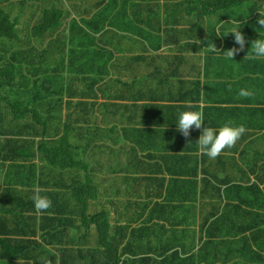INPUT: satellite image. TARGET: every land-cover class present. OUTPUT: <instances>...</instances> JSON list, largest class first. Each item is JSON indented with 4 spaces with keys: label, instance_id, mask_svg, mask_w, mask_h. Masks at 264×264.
<instances>
[{
    "label": "trees",
    "instance_id": "obj_1",
    "mask_svg": "<svg viewBox=\"0 0 264 264\" xmlns=\"http://www.w3.org/2000/svg\"><path fill=\"white\" fill-rule=\"evenodd\" d=\"M138 1L0 0V111L7 114L4 121L0 120L6 125L1 128L0 124V132L8 136L6 144L15 143L11 147L10 157L21 158H17L9 166V170L0 169L1 175H7L6 187L2 186L0 180V202L11 206L4 210L1 219L7 220L6 215L11 213L12 207L27 209L29 212L30 209L35 210L31 199L34 190L23 189L25 186L32 188L38 185L40 194L52 201V207L43 214L40 231L45 237L46 227L50 230L51 226L56 227L54 240L38 249L35 262L31 264H131L130 258L125 257L126 253L135 251V246L142 252L148 250L143 245H132L138 240L136 234L141 236L144 232V225L141 224L136 229V224L145 216L149 207V202L144 205L133 202V195L140 194L143 197L145 194V188L136 178L128 180V175L133 172L128 167L136 163V157L125 144L119 147H114L113 144L117 145L125 138H137L143 134V131L129 124L135 114L148 113L161 117L168 115L162 102L169 100L178 90L176 74L171 72L174 69L168 71L165 80L157 82L156 87L148 90L128 88V93L120 98L131 99L132 104H115L113 100L116 94L110 89L109 103L100 104L95 99L101 91L99 83L103 79L102 73L105 74L104 65L109 60L103 49L104 38L100 34L103 26L100 25L121 22L128 11L135 17L134 21H139L137 17H140L144 6L141 7ZM203 8L208 15L212 14L209 3L206 2ZM260 10H264V0H240L231 15H235L240 22L236 26V22H233V26L240 29L249 41L245 51L236 54L234 59H227L223 52H218L219 56L215 59L207 58L206 66L202 64L201 57V66H193L186 74L189 77L179 78L180 83L185 87L198 84L194 78L196 73L200 74L202 65L208 72H213L214 69L210 70L213 64L218 71L222 70L218 76L230 77L233 82L237 81L245 89L254 92L251 98L240 97L242 101L264 105V58L244 59L251 48V41L264 38V29L257 23ZM214 43L221 51L239 47L234 44L233 35L223 41L218 39V43ZM13 69L14 74L7 77L8 72ZM187 70L188 68L183 72ZM31 76L33 84H29L30 90L27 93L31 95L35 90L33 98L45 110V115L54 111L52 120L45 123V118L38 113H34L36 118L31 113L26 115V131L35 132L43 126L44 134L51 136L50 147L43 149L41 142H27L26 135L20 134L18 128H13V123L18 126L17 119L8 117L15 110L25 109L29 112L25 103L13 101V93L8 89L29 82ZM129 80L130 77L126 76L119 83ZM253 83H261L263 87H259V84L252 86ZM84 92L88 95L86 101L81 96ZM66 93L75 96L76 100L66 99ZM177 96L181 97L180 92ZM202 99L206 103L212 101L210 92L203 94ZM148 123L133 122V125L145 126ZM259 131L262 141L249 144L240 154V158H234L231 164L233 169L242 171L248 150L251 153L248 168L252 186L248 188V192L252 195L251 205L255 207L262 205L261 201H264V177L253 178L254 171L258 168L257 161L253 162L255 154L264 150V133L261 127ZM152 134L155 135L156 132L153 131ZM17 137L22 138V141L20 138L16 139ZM6 144L0 143V147L4 148ZM111 156L125 159L127 166L121 169L122 177L117 175L119 166L112 167V159L108 158ZM37 157L40 159L38 163L34 161ZM199 157L200 154L197 159ZM87 172L95 175L99 188L94 185L95 193L91 194L95 195L88 196L84 206L82 199L87 192H92L80 178L86 177ZM30 179L32 180L28 183ZM102 180L104 185H101ZM230 189L243 192L241 185L232 186ZM240 201L244 203L242 196ZM83 206L85 209L88 206L95 217L100 218L97 226L101 234L96 229L97 235L93 236L91 225L73 218L76 211ZM254 213L253 211L248 216V225L261 229L264 223L260 224L259 221L264 222V217ZM155 215V211L151 212L149 220ZM3 221L1 224H5ZM26 225L29 229L33 228L29 218ZM25 230L28 233L36 231ZM169 231L168 238L160 241L170 238L169 243L163 246L165 250L157 254L154 262L146 264H195L189 262L192 258L185 257H196V252L187 246L189 239L194 247L196 235L186 230L177 233V228ZM16 236L6 234L4 239L9 241L0 239L2 261L5 259L7 262H19V255L29 252L30 246L24 240L14 241L15 245H10V240H14ZM196 238L202 239V236ZM156 251L158 250L151 253ZM203 253L205 255L204 251ZM41 256L42 259H39ZM206 256L209 259L218 258L219 262L233 260L231 264L251 262L230 252L221 261L217 251L207 252ZM223 262L222 264H226Z\"/></svg>",
    "mask_w": 264,
    "mask_h": 264
},
{
    "label": "crops",
    "instance_id": "obj_2",
    "mask_svg": "<svg viewBox=\"0 0 264 264\" xmlns=\"http://www.w3.org/2000/svg\"><path fill=\"white\" fill-rule=\"evenodd\" d=\"M108 58L109 61L105 64L107 67L104 65L105 73L119 70V66L123 65L127 59L121 55H114ZM173 59V57L165 58V65L171 69L174 67L171 62ZM156 66V59L150 54L143 56L142 61H134L127 64L120 78L122 80L126 76L130 77L129 81L124 82V91H127L130 87H136L138 90H148L151 87H156L157 82L161 83L165 80L166 77L160 78L154 74ZM171 72H175L178 76L189 77L188 75L181 74L178 68H174ZM209 72L206 68H203L199 75L197 72L196 76L200 78V82L187 87L177 82L175 78V83L179 87L174 94L180 92L182 97L183 91L191 89L193 91H190L189 95L200 92L202 102H199L198 107L203 109L205 127L210 126L218 130L225 123L231 121L233 126L243 124L246 128L248 124H257L259 128H262V132L264 133V107L258 108L245 104L238 95L240 89H245L240 83L237 81L233 82L230 77L217 76L214 72ZM201 77H203V82L201 81ZM20 85L22 86V84ZM254 85L252 84V86ZM9 90L11 91V89ZM107 90L108 88L105 86V91ZM206 92H210L212 97V101L209 103L204 102L202 99V95ZM15 94L24 95V93L18 92ZM113 102L115 104H132L131 99H121L119 97ZM176 102L177 100L174 98L162 102V106L168 111L166 117L148 115V113L135 114L132 118V123L129 124L132 125L131 127L143 131V134L140 135L141 138H125L117 145L113 144L114 147L125 144L133 156L136 157V163L128 167L133 171L128 175V180L136 178L145 188V194L143 197L140 194L133 195V202H139L142 205L149 202L147 213L136 224V229L141 224L144 225V232L141 236L136 234L138 240L136 244L132 243V245H143L148 250L142 252L135 246V251L126 253L125 257L130 258L131 264L154 262V258L159 253L157 251L151 253V251L156 250L152 246V242H160L161 239L168 238L171 228H177V233L186 230L194 233L196 237L202 236V239L195 237L196 242L194 247L192 240H187L188 248L193 249L194 252L220 250V247H214L207 241H203V237L220 238L227 227L242 216L243 208H245V216H249L250 212L254 211V215L264 217V201H261L262 205L258 207L252 206V195L248 192V188L252 186L248 168L251 158L249 150L247 157L244 159L242 171H237L231 167L234 158L239 159L240 154L243 152V150L239 152L242 147L241 144L246 149V142L242 141L240 144L237 142V147L231 151H228L224 155L221 154L215 159H210L207 155L200 152L196 144L199 136L202 134V130H192L190 136L191 143L189 144L182 134H179V132L175 133L174 130L169 129L178 118L179 113L183 111V108L176 105ZM104 103H109L107 97ZM29 113L25 109H20L15 110L12 116H8L9 118L15 117L17 119L16 123H18V126L13 123V128H18L20 134L26 132V115ZM6 115L5 111H0V120L4 121L7 117ZM31 115L36 118L35 114L31 113ZM1 121L0 124H2ZM144 121L149 123L145 126L133 125V122ZM3 127H6V125L2 124L1 128ZM153 131L156 132L155 135L152 134ZM18 138L20 137L16 139ZM256 139L258 142L262 141L260 131ZM20 141H22V138H20ZM0 143L1 145L6 144V138L1 137ZM13 145H15L14 142L6 144L4 148L0 147V169L9 170V166L14 164L17 158H20L10 157V150ZM199 154L200 157L197 159ZM108 158L112 159V167L119 166L117 175L122 177L123 173L121 169L127 166L125 159L121 157L117 158L116 156ZM39 160V157L34 159L36 163ZM254 161H257L258 168L255 169V176L253 178L256 179L257 176L263 178L264 167L262 163L264 162V150H260L255 154ZM6 176L0 174L3 187L7 186ZM101 185H104L103 180L101 181ZM136 185L139 187L138 184ZM235 185L243 186V192L239 193L230 189ZM262 188H264V182L262 183ZM241 196L244 198V203L240 201ZM153 211L156 212V215L149 220V216ZM218 220L222 222L217 223ZM259 223L263 224L264 222L259 221ZM55 228V226H51V230L49 227H46L44 230H50V235L52 234L50 240H54ZM92 234L93 236L97 235L95 228ZM195 255L194 262L205 260L214 263L215 260H218V258L201 259L197 254ZM39 259H42V256ZM25 263L27 262L0 261V264Z\"/></svg>",
    "mask_w": 264,
    "mask_h": 264
},
{
    "label": "clouds",
    "instance_id": "obj_3",
    "mask_svg": "<svg viewBox=\"0 0 264 264\" xmlns=\"http://www.w3.org/2000/svg\"><path fill=\"white\" fill-rule=\"evenodd\" d=\"M239 1L240 0L186 1L188 6L191 4H200V7L196 9L198 12L197 16H202L201 12H204V16L209 17L212 21L209 25H201V30L198 32L201 41L198 40L195 31V28L198 25V19L193 16L194 14L180 15L181 9L184 7V3H179L177 1L174 2L172 11L170 12L177 14V17L171 20L164 18V20L161 21L152 17V6L159 3L157 0H139V5H141V7L144 6L140 17H137L139 21H134L135 19L133 18L135 17H133L132 13L128 11V13H130H127L121 22H106L100 25L103 26L100 28V34L104 38L103 49H105L108 57L121 55L125 56L127 59L123 65L119 66V70H112L105 74L104 72L102 73L103 79L99 83L101 91L95 96V99L100 101V104H102L107 97L108 101L110 102L108 90L105 91V86L116 94V98H120L126 94V92L128 93V91H124L123 86L125 84L119 83L121 81V75L125 71L126 65L134 61H142L143 56L148 54L155 57L157 66L154 74L160 78H165L168 71L172 70L169 66L165 65L166 57H173V61L171 60L174 66L173 69L178 68L179 72L185 75L190 72V69L193 66H201L199 65V58L201 57H203L202 64L204 63L205 66L207 58H210L208 60L215 59L216 56H219L218 52H223L225 58L227 59H234L236 54L245 51L249 41L246 39L245 34L238 28L226 30L225 33H222L221 30L223 31L224 28L223 23L232 24L233 22H236L235 25L232 24L234 26L240 24V22L237 21V17L235 15H231L233 13L234 6H237ZM206 2L212 7L211 15H208L203 8ZM160 5L164 6V3L161 2ZM177 5H179V7ZM258 12L259 18L257 23L261 26V29H264V10H260ZM140 25L144 26L141 27ZM204 28L209 30L208 39L210 42H208V44L202 40V35L206 32L202 30ZM230 33L234 37V44L239 45V47L234 46L227 50L221 51L216 46L214 41L217 43L218 39L223 41L226 37L231 36L229 35ZM262 58H264V38L252 40L251 48L244 59L258 60ZM204 65H202L201 70L205 68ZM187 68L188 70L183 72ZM213 69V72L217 76L222 72V70L218 71L217 67L212 64L211 70ZM14 72V69L9 71L7 77L12 76ZM31 77L32 78L29 82L22 83V86L20 84L11 86L10 89L12 90L13 88H17L18 93H24L23 96L29 95L27 93V91L30 90L29 84H33V76ZM181 77L183 76H175L177 82L180 83L179 78ZM194 78L200 82V78L197 76ZM201 81L203 82V77H201ZM253 84L257 85L259 83ZM260 84L259 87H261ZM190 91H193V89L183 91V96L180 98L177 96V94H174L168 98L176 99V105L183 108V111L179 113L178 118L173 122L169 129L174 130L175 133L179 132V134H182L183 137L188 140L189 144L191 143L190 136L192 130H202V134L199 136V139L196 142L202 154L207 155L210 159H215L219 155H224L228 151H231L237 147V142L240 144L242 141H245L246 147L249 144L258 142L256 137L259 134V126L257 124H248L249 127L247 125L246 128L243 124L233 126L232 122L229 121L228 123H225L223 126H221L218 130L210 126L205 127L203 109L198 107L199 102H202L201 94L200 92H197L195 94L193 93L192 95H189ZM238 95L242 98H251L254 96V92L247 89H240ZM81 96L85 101L88 98L86 92H84ZM64 97L66 99L69 98V100H76L75 96L67 95V93L64 94ZM115 99L113 101H115ZM18 101L25 103L28 106L30 113H38L39 115L43 116L45 118L44 123L49 122L54 117V111H49L45 115V110L38 106L34 98L31 100L27 99ZM33 102L35 103L33 104ZM243 102L247 105L258 108L264 107L262 104L253 105L246 101ZM72 111H75V108H72ZM44 131L45 130L42 126L39 127L35 132H31L30 130L24 132L26 135V141L35 144L41 142L40 144H42L43 138H41V136L45 135ZM7 137V135H4V138ZM241 146L242 147L239 152L244 150L243 144H241ZM262 165L264 167V162ZM80 178L84 181V183H87L90 186L96 185L99 188L94 174L87 172L86 177L80 176ZM23 190H34L31 199L34 203L35 210L30 209L29 212L27 209L16 208L18 209L20 216L15 215L14 211L12 210L10 214L6 215L7 220L3 221L1 216L3 215L4 210L10 207H8L5 203L0 202V239L3 238L4 241H9L4 239L6 234H15L17 235L16 238L14 240H10L11 242H9L11 246L15 245L14 241H26V243L30 246V250L27 253L19 255V262H27L25 264H31V262H35L34 258L38 249L42 246H45L52 238V234L50 235V230L44 231L45 237L40 231H38L43 226V214L48 212V210L52 207V201L47 196H42L40 194L38 185L32 188L25 186ZM57 192H60V190ZM91 193H95V191L87 192L86 196L82 199L84 206L87 197L95 195ZM84 206L80 210L76 211V215H73V218L83 221V223L89 224L93 229L95 228L98 230L97 223L100 221V218L95 217L94 213L88 206L86 209ZM252 212L253 211H251L250 214ZM27 218L31 220V225L33 226L31 229L27 228ZM1 221H3L5 224H1ZM25 228L29 231H36L28 233ZM20 230H22V232H20ZM203 241H207L210 245L217 248L220 247L221 249L204 251L205 255L203 251L196 252V254L201 259L202 255H204V259L208 258L206 256L207 252L217 251L220 254L221 261V259L230 252L232 255L251 260V262H248V264H264V226L261 229H258L255 226H249L248 216H245V208H243L242 216L230 224L220 238L203 237ZM1 243L2 242L0 240V249ZM186 257L192 258L191 261L194 262V257ZM218 260L214 263L203 260L200 262V264H202V262H205L206 264H222L223 261L219 262ZM0 261H2L1 258ZM232 261L233 260L223 263L231 264ZM2 262L7 261L3 259ZM140 263L146 264V262Z\"/></svg>",
    "mask_w": 264,
    "mask_h": 264
},
{
    "label": "rangeland",
    "instance_id": "obj_4",
    "mask_svg": "<svg viewBox=\"0 0 264 264\" xmlns=\"http://www.w3.org/2000/svg\"><path fill=\"white\" fill-rule=\"evenodd\" d=\"M159 3L157 5H153L152 6V10H151V15L154 19H159L161 21L165 19L167 20H171V19H174L177 17V14H173V13H170L172 11V6L174 4L175 1L179 2V3H184V7H182L181 9V12H180V15H184V14H189V15H193L195 18L198 19V25L197 27L195 28V31H196V35L198 37V40L201 41V38L199 37V34L198 32L201 30V25H209L212 21L210 20L209 17L207 16H204V12H201V15L202 16H197V11L196 9L200 7V4H191L190 6H188V4L186 3V0H157ZM163 2L164 3V6H161L160 3ZM34 4V3H33ZM183 6V5H182ZM141 27H143L144 25H140ZM223 31L221 30L222 33H225L226 30H230L232 28H235L233 27L232 24H225L223 23ZM210 29V28H209ZM203 31H206L203 35H202V40L205 41L206 44H208L209 39H208V36H209V30H206L205 28L202 29ZM229 35H232L231 33ZM261 87H263V84H260ZM18 89L17 88H13L11 90V92L13 93V100H31L33 99L34 95H35V90H33V94L31 95H16L15 93H17ZM35 102H33L34 104ZM32 104V105H33ZM132 126V125H130ZM0 135L2 137H4L5 134L1 133L0 132ZM41 138H43V141H42V149L44 147H50V143H51V136L50 135H42ZM86 185V188L87 189H90L92 192L95 191V188L94 186H89V184L85 183ZM20 188V187H19ZM8 207H11L9 205H7ZM13 208V211H14V214L15 215H18L20 216V213L18 211V209H16L15 207H12ZM221 223L222 221L221 220H218L217 223ZM170 241V238L169 240H165L164 242H152V246L158 250L157 252L160 253V252H163V250H165L163 248V246H166ZM195 264H200V262H194ZM202 264H206L205 262H202Z\"/></svg>",
    "mask_w": 264,
    "mask_h": 264
}]
</instances>
